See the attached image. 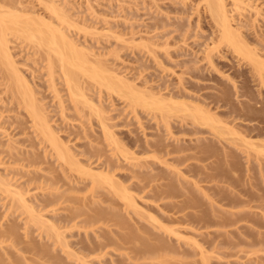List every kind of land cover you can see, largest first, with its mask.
Listing matches in <instances>:
<instances>
[{
    "label": "rangeland",
    "instance_id": "374dc122",
    "mask_svg": "<svg viewBox=\"0 0 264 264\" xmlns=\"http://www.w3.org/2000/svg\"><path fill=\"white\" fill-rule=\"evenodd\" d=\"M245 1L250 3L249 6L250 5L251 6L250 7L246 6L245 7L246 9L244 8L246 11L243 9V11H245V12L242 11L241 12L242 14L240 13L241 10L238 11V10H236V8H234L235 0H226L225 1V3L227 4L226 7L229 10L228 13H229V17L231 18V22H232L234 28L235 29L237 28L236 30L239 31L237 38L243 39V40L239 39V41H242V42L245 41V43H242L241 46L237 43L239 45L238 48H242V46H243L244 49L242 48V50H244V52L246 51L245 49H247V48L251 49L252 48L254 52L257 51L258 55H260L262 57V60H263V58H264V0H244V3H245ZM248 3H246V5ZM0 6H1L0 9L2 8V11H5V12L6 11L9 12L12 10H16V12H19L20 11L19 8L22 7L21 11L23 8L24 9L27 8L25 10L26 13H28L27 15L22 16L23 18L21 16H20L21 18L18 16L21 20V21L18 20L20 23V24H18L20 26V28H19V26L15 27L14 23L12 24V23L6 22L7 24L8 23L12 24V25H9V26H11L10 30H9V27H8V31L6 30V36L9 40L8 44H9L10 52H11V55H12L14 61H15V63H14L15 67H13V69L10 67V69H12L14 71V68H16L15 70H17V72L20 73V76L23 75L24 78H26V80H29L30 85L32 86L31 88H33L32 90H34L33 92H35V93H33V95L35 94L34 98L37 99V101L36 100L35 101L40 102V105L42 104L46 108V110H44V111H45V113L47 111L46 115H48L47 118H49V120H50L51 128L56 131L57 137L59 138L60 141L62 140L64 143L66 142L67 143L66 145L69 144L68 146H70V149H71L70 152L71 153L73 152L71 154V156L74 154V158H72L71 156H70V158H72L74 161L79 162L80 166H84V167H86V169H88L87 167L90 166L91 170H89V173H91L92 169H93V171H95L93 173H96V171L105 172L107 169L106 168L103 169V167H105V166L102 165L104 163V161L109 160L107 162H112L114 165H115L114 162H116L118 164V167L114 166V167H116V169L113 168V169H111L112 171H110V172L114 173L113 174L114 177L112 176L114 178V181L117 180V181L123 182V184H124V182L127 184H130L131 186H129V187H130L131 192L136 195L135 198L138 200V201L137 200L136 201L139 203V206L140 205H142V207L144 206L145 209H142V210L146 213V214L143 213L145 216L142 217V215H141L142 213L139 212V209L142 207L137 209L138 212L137 211L134 212L132 210L133 208L125 209L124 208L125 207L124 199L120 198L118 195L111 194V198L113 197L114 203L110 202V201H107V202L104 201L103 202V200L101 199L102 196L96 197V199H99L100 202H93V201H91V199H87L86 201H89V203L87 202V205H85L84 208L82 207L83 212H81L82 215L80 214L81 218H79V219H82V216L84 218H86V216L88 217V215L90 216V214L94 215V214H92V213H94V211H96L94 209L97 208V210H98V207H100V209H101L103 206H105L107 208V207H109L108 205L110 203H113V206H114L113 212H115L119 216L121 215V217L123 216V218H122L123 221L125 218H126V220L129 219V221H131L129 223V226L131 224H133L136 227L138 224L137 227H140L139 224L144 223L145 225L144 224L143 225L148 227V228L144 227V229H142L141 228L142 226H141L140 227L141 230L137 229L139 231L138 235H142L141 237L150 236V234H152V233L147 234L149 232H147L146 230H148V229L152 230V227L154 229L155 228L154 225L155 224L157 225V223L159 222L158 221L159 219H161L160 221H163V223L165 225H168V226L169 225L172 226V224H173V226L177 227V225H178V227H180V229L182 230L181 232H183L185 229L186 230L190 229L192 226L191 227H190V225L187 226L188 223L190 224L189 221H187L186 224L185 223L179 224L178 222H176L178 224L175 225L176 223L174 221H172L173 223L171 224L169 220H166V219L164 220L163 217H160V214L163 213L161 211L162 213L159 214V212H160L159 203L160 202L154 201L155 198L152 200V198H153L152 196H151L152 198L151 197L147 198L150 195H145V194L153 193V192L149 191L150 187H152L151 186L152 183H153V185L156 183L159 184V174L163 173L162 171H164V170L166 172L165 173L166 176H167V172H168V175H169V173H170V175L173 173L172 174V175H174L173 177H176L178 175V173L180 174V173L184 172L183 175L180 174L181 176L178 175L177 177L183 178L182 180L180 179L181 182L183 180L184 181L188 180V182L187 181L184 182V183L187 182V184L188 183L190 184L189 179L192 180L191 184H190L191 186H188L189 184L187 185V184L183 183L184 186H186V189H187V187H189V188L191 187L190 189H192L194 186L195 187L198 186L197 188L200 189L199 185H201V188H202V186H203V188H205L204 186H208V185L210 186L211 183H212L211 186H213L214 183H216V184L218 183L219 186L225 184L226 186L233 187V188H229V189H234V191L239 192V193H237L238 195L241 193L240 195H244L243 197L247 198V199L251 195L249 193H246V192H245L246 193V195H245L244 192L242 193L239 190H241L243 188H245V189L250 188L251 190H249V189L248 190L251 192V194H254V192H255V194L256 193H258V194L264 193V191H263V189H264V176H262V174H261L262 171H260V170H262V168L264 169V167H263V165H264V154L263 153L264 152L260 153L257 151L259 149V147H261V146L264 147V80L262 79L264 77L263 76L264 75V68L262 70L260 69L261 72L254 69V65L256 64L255 61L253 64V62H252L253 60L248 59V57L246 55H244L245 53L244 52L242 53V50L235 49L226 40L223 41L221 39L220 27L217 25L216 18L213 15L211 9L209 8L207 0H0ZM247 7H248V9H247ZM10 8L11 9L13 8V9L11 10ZM57 10L60 11L59 16L63 15L64 17L63 16H62V18L59 17L58 16L59 11H57ZM25 11L23 10L22 12L24 14H26ZM27 11L32 12V14L31 13L30 14L35 15V17L33 18V16L29 15V12H27ZM2 13H4V12H2ZM9 13H11V12H9ZM23 13H21V14H23ZM25 16H31L34 20H35L36 16H38L40 18L44 16L43 18L46 17V19H44V20H47V19H48V21L51 20V22H55V23H53V25H56V26L58 25L59 28L61 27V29H63V30L65 29L66 33H68V35L70 34L71 38L73 39V42L75 40L76 45H78L79 49H81L80 52L82 51L81 53H85V54H82V56L85 55V56H83L85 58L87 55V57H86L87 61H88V59L91 60V62L88 61L87 64L85 63L87 66L84 65L85 68L86 67L88 68V69L86 68V71L87 70H91V71L96 70V71H99V73H101L102 71H106L105 73L102 72V75H103L102 77H106L108 75H109V77L110 76L113 77L112 74L110 75V72H115V73L118 72V75L120 73V75L124 76L123 77L124 79H122V80L123 81L125 80V83H127V84H123L124 87H125V85H128L130 83L129 85L132 86L136 91L135 92L133 90V93L135 92V93H137V94L139 93V95H141L143 92V94L146 95L145 98L143 97L144 99H146L147 95L151 94V93L149 94L148 91L154 92L153 94H151V96L147 97V99H148V100L146 99L147 102H145L146 100L143 99L145 103L142 102L143 103V104L141 103L142 105L141 104L134 105L137 108L132 107L129 104V103H131L130 102L131 100L129 98H126L125 97L126 95H123L125 92L119 93L117 91H112V90L109 91V89L107 87H105L104 85H101V83H103V81L100 80L101 81L100 82L97 80L95 83L92 82L93 80L92 79L90 80V76L88 75L89 74L88 71H87V74H85L86 72L84 71V69L82 71L79 68L80 71H78L79 70L78 67L66 65V66H68V68L70 70L73 67L76 68V70L78 69L77 70L78 72L76 71L75 73L76 74L78 73V75L80 76L79 78H81V81H79V83L81 82V84H80L81 87H82V83L84 82L83 83L84 88L82 87L84 90H82V91H84L85 94L87 95V97L91 98V100L93 102H96L97 104L101 103L100 105L103 107V109L105 108L106 113H105V116H103V117H107V118H105L106 119L105 123H107L108 128H110L109 130L112 131V134L115 137H117V139H119L118 141H120V143H119L118 148H120V146L122 145L123 147H121V148L124 149V154H122V151H120L118 148H116V146H118V145L114 144V142L111 139L110 140L107 139L108 137L105 138L104 134H107V136H109L108 133H105L106 131L108 132V129L104 130V127L102 126L103 124H101L98 115L97 116H96V114L92 115L93 113L90 115L91 112L88 109L89 107H86V104L84 102H83V105L85 107L81 104V106L84 108H82L80 105L79 106L82 109H84L85 112L86 111L88 112V110H89L90 113H88V114L90 115V117H89V115L88 116L86 115L87 117H85L84 115L86 113L83 114L84 117L83 116L80 117V114L78 115L79 111L77 109H75V106L73 107V105H75L74 103L77 102L76 100L79 101V99L80 100H83V99H81V97H82L81 95H80L81 97L78 95L79 97H78V99H75V102H73L71 100V97H70L71 95H70V90H69L70 87H69V84L66 82L67 77H65V74H64L65 72L63 73V71L66 70L67 68H66V66H64L66 69L64 67H62V65H61L62 63L60 61H58L59 57L57 55H55L57 52L54 51L56 49L54 47L52 49L51 48L49 49L48 47L50 45L47 46V44H46V46H45V44L40 45L39 40H36L33 38L30 39L22 31L24 28L28 29L31 24H32L31 28H32V26L34 28L39 27V23H42L43 21H41L37 18L38 21H40V22L38 24L34 25L37 21L35 20V23L33 22L34 23L33 24V23H31L32 20L28 19V20H30L29 21L30 25H28V22H26V23L23 22V19H24V21H25V18L27 19V17H25ZM65 17H66V20L64 19ZM43 18H41V19H43ZM58 19H60V20H58ZM7 21H10V20L8 19ZM21 22H23L26 26L23 25V23L21 24ZM31 28H29V29H31ZM15 29H17L18 31ZM33 29H31V30H33ZM34 30L37 31V29H34ZM24 31H25V29H24ZM37 32H35V34ZM36 35H38V34H36ZM36 37H34V38H36ZM239 43H241V42H239ZM216 45H217V47H215L214 49H211L213 46H216ZM245 45H247V47ZM81 47H83V50L86 49L87 52L90 50L89 54L86 53V50L83 52ZM248 49H247V51H248ZM47 53H49V54L51 53L50 54L51 56ZM47 55L50 56L49 57L50 59L51 58L53 59V60L51 59L52 63L54 61L53 66H51V67H53L52 69L49 66L50 63L48 64L49 60L47 59L48 58ZM88 55H90V56H88ZM260 56H259V58H261ZM77 60H75V62H77ZM92 62L95 63L96 65L95 66L92 65L93 64ZM89 63L91 65H89ZM98 64H99V66H98ZM3 66H4L3 63L0 60V158H2V161H3V162L1 161L2 163H0V178L3 179V177H5L7 182H11L13 184L12 188L16 189L15 190L16 192H20L17 190H21L23 192V195H24L23 197L26 198L27 204L29 203L30 205H33V207L35 208V211L36 212L39 211V214L42 213V216H44V217H40V219L44 218L43 220L46 222H48V220H50L49 222H52V224H54V222L56 224H58V226H60L58 231L60 233H62V235H60L61 237H59V238H58V235L60 233L58 234L55 232H53V233L50 232V234L52 233V235H50V234H49L50 236L47 235V233H48L47 232L48 229H46L47 223L45 222L46 226H43V227H45L43 229L41 227L42 223L40 222V220L38 222V220L36 221V219L33 218V217H35L34 216L35 213H34V215H32V213H31V211L33 212V210H31V209H30V211L28 210L31 214V215H29L27 210H25L22 207H19V205L14 204L16 202L13 203L12 200L15 201L16 198L13 197L12 194H9L8 193L9 191L4 190V188L6 187L5 185H0V228L1 229H2V226H3V228H5V226L11 224L12 222H15L16 225L19 226L18 227L19 231L18 230L17 231H18V233L20 232L19 237H21V242L23 239H24V241H25V239L27 241L30 239L32 241L34 240L35 242H37V241L40 242V244L42 246H44V245L47 247L50 246L51 248L49 247L50 248L49 255H50V252L51 253L54 252L55 253V255H53L54 257L56 256V254L59 255L60 257L62 256L61 257L62 260L64 259L63 261H65V262H67L69 260L68 261L69 264L70 263L71 264L72 263L73 264H84L85 263V262L83 263L80 261V260L83 261L84 258L78 259L79 256H77L76 253H74L75 251H73V250H76L78 255L80 254V257H81V254H82V257L88 256V258L90 260L86 257L84 259V261H86L88 259L87 262L88 261L93 262V260H94L93 264H119V262L121 263V260H123L122 262L127 261L126 262L127 264H130V263L135 264V262L138 263L139 260H140L139 262L146 261V264H150L154 260L157 261V263L159 260L160 263H158V264H204V260L201 257L202 254L200 252L202 250H203V252H205L204 255H206L208 257V262H210V260H211L210 264H226V263L227 264H236V263L241 264V262L243 260L245 262H248L247 264H249V262H250V264H255L256 261H257V264H258V261H261V262L263 261V264H264V251H263L264 250V243L261 244L260 242H258V243H260L259 245L257 243H255V244H257L255 246V244L251 245V243H249V241H251L250 239H248L249 241L246 239V243L248 241L249 245L248 244L245 245L246 243L243 239H244V237L245 238H249V237H248V235H247V237L244 236L243 232H242V234L240 232L241 230L244 229L243 231L245 233H247L248 231H250L252 229V226H253L252 222L247 223L249 221H245V224L251 225L250 230L248 228L245 229L244 227L247 226V225H245L244 227L242 226V228L240 227V229L238 228V231L234 230L237 228L236 226H230V225H229L230 227L227 226V228H226V226L221 228L220 226L218 227L216 225H213L212 227H210V226L208 227L210 229L203 226L204 229H202L200 227L202 230L198 231L200 229L199 227L198 228L196 227V226H198V224L194 223L195 224L194 225L192 223L193 228L196 227L192 231L198 232V233L199 232L201 233V231H203V230L207 231V232L210 230L213 231L216 229V228H214L215 226L218 227L219 230L221 229L222 231L228 229L227 232L230 233V235H231L230 231H233V232L235 231L236 233L240 232L237 234L235 232H234L235 234L232 233V234H234L232 237L235 236L234 237V239H235L236 236H238L239 234H241V235H239L240 237L244 236V237H242V241H243L242 243L243 244L240 242V245H244L245 249L243 248V246H240L239 244L237 246L236 245L234 246L236 248H233V247L226 245V244H224V245L222 244L220 246V244H218V241H217V239L219 238L217 233L220 232L221 230L220 231L217 230L218 228L216 229L217 230L215 233L216 235H214L215 231L212 232L213 234L211 232H208L207 235H205L206 232H205V234L204 233L201 234V235L205 236V239L203 236H202L203 238H201V236L199 237L200 233L199 234L193 233L191 231V229L188 230L189 232L184 231L183 232L184 234L181 233L185 236L186 235L191 236L190 238H192L193 236H196L195 238L197 240H199V241L201 240L199 242L200 244H202V245H199L201 250H199V246L197 248V245L196 246H195V244L192 245L190 243L191 241H189V239H188V241H189V245H188L187 241L185 243V238L182 237L179 239L178 236L175 235L174 233L170 234L169 232L163 231V229L160 228V230L163 231L162 232L159 230V228H155L154 229L155 231L159 230L158 232L156 231V234L157 233H158V235L161 234L162 237L164 235V236H166V237H164L166 239L170 238V241L169 240H167V241L170 244L172 243L173 247H175V246L178 247V245H179L178 248L182 250V249H186V248L181 247V246H184L186 244V245H188L187 248L189 247L188 249L189 250L191 249L195 253H189V255H184L183 253H181L179 251H174L176 253H174V252L171 253V251H170V252H168V254L160 253V255L157 259H155V256H152V257H154V258H152V257H149L150 256L149 255V256H147L149 258L142 257V259H140V257H138L139 260H136V256L134 259V254H135L134 249L136 246L135 247L132 246L134 248L133 249L132 247L130 248V247H128V245H126V244H129V246H130V244L132 245L133 243H126V244L124 243V245L127 246V248H123L124 246L122 244L123 247H121V250L115 251L119 248L118 246H116V245H119L116 242H115L116 245H113L114 244L113 243L111 246L108 245L109 248L105 247L106 249L108 248L107 250L105 248L103 249L105 252L101 249H100L101 251L98 249V250H95V252L93 251V253H92V251H91V253L89 251H87L88 245H89L87 241L90 242L92 237L94 238L95 236L99 235V232H103L104 230L106 231L105 228H107L108 231L111 230V228L114 230L116 229L115 230L116 232H118V230H120V229H121L120 231H123L122 228L118 229L122 222L120 224H114L115 219L114 220L112 219L113 215H114V214L112 215L113 212L110 213L111 215L108 213L109 216H107V212H109V210H110L109 209L110 207H109L108 211H107V209H105V210L103 209L104 211L102 210L103 213L105 211H106V213L103 214L104 216L102 215L103 217L102 216L100 217L99 221H101V222L95 221V224L90 223V225H93V226H90L89 223H87L88 225H86V223L84 224V222H82L83 224L81 223V225L79 227H77L78 226V224H77V226H75V227L73 226L74 228H70L71 227L70 224L73 225V223L71 222L69 224V223L65 222L66 219L62 220V218H65L66 216L68 218L69 217L68 215L71 216V214H70L71 209L69 208L70 207L69 205H71V207L72 206L74 207L76 205L75 203H74L75 205L72 204L73 201L70 202L68 200L67 202L63 203L64 208H58V209L56 206H55V208L54 207L52 208V206H50L47 208L44 207V209H43L42 206L38 205V203L40 202V199L44 198V196H45L44 194L49 193L50 188H52V187L54 188V186L50 187L48 190H46L44 188V187H48V186H44V185L50 184V180H51L50 176H51V178L53 177L52 175H54V177L60 178V175H62L61 177H63L65 174H67V175H65V177H67V176L69 177V175H70V180L73 179L72 177H74V179H75L74 182L76 184L73 182V180H71V182L67 181V183H65L66 181L64 182L61 180L64 184L61 183V181L59 182L60 185L58 184L59 192L66 190V191H64L65 195H69L71 197H73L74 195H75L74 197H76V196L82 197V196H84V194L89 196L90 193L87 194L89 191L86 190L87 189L86 187H83L86 184L76 182V180H77L76 178L81 177V179L84 178V179H86V181L90 180L89 183L91 184L92 176L89 175L88 170H86L82 167L81 168L86 170L87 172L84 170L81 171L80 166H79L80 171L74 170V169H77L76 166L73 167L74 169L69 171V165H68L69 163L65 162L62 158L58 157L59 155H57V153H55L56 150L54 151V149L52 148L53 146L48 144V140L46 139L47 137L44 138V137H42L41 133L39 134L37 126L34 123L35 121L32 120L33 118H31V116H29V112H28L29 109L27 111L25 104L22 103L23 100L21 102L22 98H21L20 94L18 92L16 93V90L14 88L16 83L14 82V84H13V82H11L12 78L10 77V74L8 71H10V72H13V71L8 69V68H7L8 69L7 70ZM91 66H94V67H91ZM61 67L64 70H62ZM74 68H73V70H75ZM97 68H100V69H97ZM109 69H111V71H109ZM260 74H263L262 78H261ZM120 77H122V76H120ZM79 78H77V79L79 80ZM107 79H109V78H107ZM113 79L115 80L114 77H113ZM89 81H91L90 84H88ZM71 84L73 86L72 82H71ZM198 85H200V86H198ZM75 87H77V86H75ZM132 87H128V88H130V90H131ZM73 89H76V88H73ZM125 89H127V88H125ZM78 90H81V89H78ZM127 90H129V89H127ZM130 90H129V92H131ZM144 90L147 91V93L146 92L144 93ZM140 91H141V94H140ZM76 92H78L77 89H76ZM80 93H82V92L80 91ZM204 94H210L211 96L207 98V97H205ZM152 95L154 96V98L152 97ZM216 95L217 96L221 95L220 96L221 98L217 99ZM161 96H163L162 98L166 97V98H170V99H172V97H173V99H176V100L178 99V101L179 100L185 101L187 103H190L192 101L194 103H196V102L200 103L202 101V98L203 99L207 98V99H205L206 102H205V100H203L204 102L202 101L201 103L204 105L206 103L205 107H208L209 110H211V112H213V113L215 112L216 113L215 115L218 116V117L216 116V118H219V119H220V117L222 118L221 122L219 120H217V121H219L218 123L215 122L216 131L218 133L215 130H213L210 125H205V126L203 125L204 126V128H203L204 132H200L197 134L192 133L190 131L188 132L185 130H183V131H185V132H183L179 128L185 121L187 122L188 120H185L184 122L182 121L183 123L181 122V118L186 117L184 115L185 110H183V108H181L182 105H180V106L176 105L177 107H175V106L172 107L170 105L171 102L168 100L169 104H168V102H166V103L170 107L165 106L164 108H162L163 111H161L162 109L159 110L160 108H158V106H157V108H156V106L154 107V105H156L158 103L157 101L159 99H162V98H159ZM156 98H158V99H156ZM166 98H164V99H166ZM60 99H62L64 102V103L62 102L63 105H65L64 111H63ZM152 99L153 100L155 99L156 101L155 100L153 101ZM149 102H154V103L157 102V103L156 104H154V103L150 104ZM79 103H81V102L79 101ZM146 103H149V105H146ZM144 104H145V106H144ZM167 104H165V105H167ZM157 105H159V103ZM182 107H185V106H182ZM246 107H252L253 110L251 111V113L246 112V109H245ZM173 108L180 109V111H177V109H173ZM181 109H182V111H181ZM82 113H84V112H82ZM186 113H189V112H186ZM161 114H163V116ZM165 115L166 116L168 115L169 117H171L169 120L171 128H169V129L172 130L173 133H171V131L168 130V127L166 126L167 124L164 123L166 120H168V119H166L168 117H166ZM164 116H165V118H164ZM163 119L165 121H163ZM187 119L190 120L191 117H188ZM186 122H185V124H186ZM251 125L253 127V128H251L253 131H250V129H249V127H251ZM189 126L191 127V125H189ZM259 128H260V130H258ZM262 128H263V130H262ZM233 129H235V130H233ZM239 129H241V130H239ZM254 129H256V130H254ZM223 130L225 132L223 134L224 136L219 135L221 133V131H223ZM236 130H238V133L236 132ZM246 131H248V132H246ZM161 135L164 138L163 140L166 141L167 143H176L177 139L181 138L180 139L181 142L184 141V143L186 142L188 144L190 142L194 143L195 139L198 137L200 139H204V137H205V139H204L205 142L209 141L212 144H214V146H216L218 144L215 147V149L218 151H215V152H216V154L218 152L219 157L218 156H216V157L222 158V159H224V154L222 155V153L227 152L229 150L230 152L228 151V153H233L234 159L238 160V163H236L237 167L234 166V167H236V169H234L235 171L232 170V166L230 164H229V167L224 165L225 163L224 164L222 163V159L216 160V161H218L216 163L215 159H213L214 157H212V160H214V162L216 164L212 163L211 159L209 160V158L207 160L204 159L205 161L202 159L203 162L200 161V159L197 160L198 158L197 159L193 158L191 162H193V165L195 167L198 164L199 165V167L197 166L198 168L201 167L200 165L203 166L204 164L205 165L208 164L209 166L214 165V168H212V169H216L215 168L216 166H221V168L224 166L225 168H223V170L228 168L227 170H225L226 173H228V176H226L225 175L226 173H225L224 178H226V177L228 178L230 175L231 176L233 175V177L236 178L238 181H240V182L242 181L241 183H243L242 184L243 188H241L242 185L240 186L241 183L239 184V182H237V180H234V181H236V183H233V181H232L233 178H232V180H231V178H228V180H227V178L226 179L223 178L224 180H219L218 177L224 176L223 173L219 172L218 169H220V168L217 167L218 169H216L214 171L211 168H208V165L206 166L208 168V172L211 169V171L213 172L212 174H217V172L221 173V175H218V177H217L218 179L217 178L214 179V181H217V182L213 181L214 182L213 183L212 181L207 182L208 180H202V181L200 180L199 181L200 184L197 182V184H199V185H197V184H196L197 186L192 185L194 183L193 182L194 177H195L194 180H196V178L205 179L204 174H202L203 172L205 173V171H204L206 168V167H204L205 165L203 166L204 170L202 169L203 172L199 173L200 170L199 169L197 170V167L195 169V167H192V165L186 166L187 164H179V163L175 164L173 162V160L170 159L171 158L170 155H165L164 152H162V150L159 149V147H157L156 145L155 146L152 145V144H155V142L158 141L160 138H162ZM243 135H246L245 139L248 138V139H246L247 141H245L243 138H241ZM46 140H47V142H46ZM111 141H112V143H111ZM11 146L15 147L16 149H11L10 148ZM158 146H159V142H158ZM224 148L227 150L223 151ZM125 150L128 153V156H129V157L127 156L128 158L125 157V154H126ZM11 151L16 154L17 160L14 161V159L10 156ZM153 155L157 156L158 158H159V156H162V159L168 158V161H167V163H166V160H164L165 162L164 161L160 162L159 159L153 158ZM149 156H151V157H149ZM220 156H223V157H220ZM134 157L136 159L141 158V160H139L140 162L143 161V162H141L142 164L139 162L141 166L137 165L135 163V161H137V160H134L135 159ZM72 159H70V160H72ZM237 160H236V162H237ZM219 161H221V163L223 165H221V163ZM239 161H240V163H239ZM144 162L147 164H144ZM172 162L175 165H171V164H173ZM258 162H260V164ZM132 163L133 164L135 163L136 165L135 164L132 165ZM168 164H170L171 166ZM261 164H262V166H261ZM145 165H146V167L147 166H150V167L145 169L144 168ZM257 166H259V168L261 167L260 170L258 169ZM70 167H72V166L70 165ZM187 167H190L191 169L193 168L196 171H199L198 173L201 174L202 176L200 175L201 177H196V174L193 173L195 170H192L193 172L188 171V170H190V168L188 169ZM203 167H201V168H203ZM177 168L178 169L180 168L182 171H180V170L178 171ZM229 168H231V169H229ZM142 169H144L143 170L144 172L147 169L151 170L152 174L154 172L155 177H156V179L151 180L152 179L151 178L152 176H151L149 179L151 181L147 180V182L149 181V183H151V185L149 184V186H148L149 189H147L148 191H144L145 193H142L143 190L139 191L140 188L138 189L137 187L132 185L133 180H137V179L132 178V177L137 175V172L139 170H141V174H142ZM29 171H31L32 175L37 174L36 176H40V177L36 178L37 181L34 180L36 182L32 181V182H29V184H28L27 174H29V173H27V172H29ZM159 171H161V172L157 173ZM227 171H231L232 173L231 172L229 173ZM214 172H216V173H214ZM112 173H110V175ZM148 173H150V172H148ZM156 173L158 174V176H156ZM176 173H177V175H176ZM71 174L73 176H71ZM165 174H164V176H165ZM199 174H198V176H199ZM209 174L210 173H208V174L206 173V175H209ZM79 175H81V176H79ZM45 177L48 180H44ZM65 177H63V179H66ZM145 177H143V175H142L143 179ZM7 178L9 179V181L7 180ZM38 178H40V180ZM140 178H141V176H140ZM170 178H172V176ZM170 178H168L167 181L170 180ZM146 179H144L145 180L144 182H146ZM171 180L174 181L173 178ZM176 180H178V179H176ZM225 180H227V181H225ZM220 181H221V184H220ZM47 182H48V184H47ZM160 182H163V180H161V178H160ZM177 182H179V181H177ZM107 183H104V185L109 186ZM232 183L234 185L238 183L239 186H236V188H235L234 185L232 186ZM245 183H246L247 187L245 186ZM248 183H251V187L249 186L250 184H248ZM0 184H2V183H0ZM27 184L29 185V187ZM40 184H42L43 187H38ZM176 184H178V183H176ZM228 184H230L231 186ZM78 185L80 186V188H77ZM225 185L222 186L224 189L219 187V186L218 187L220 188V190L223 189V190L228 191L229 189L227 190ZM60 186H62V187H60ZM75 186H77V187L74 188ZM182 186L183 185H181V190H179L180 192L184 190V189L182 190ZM184 186H183V188H184ZM257 186H258L259 191L257 189ZM218 187H215V188H218ZM10 188H11V186H10ZM197 188H195V189H197ZM206 188H205V191H206ZM261 188H262V190H260ZM195 189H193L194 192H195ZM202 189L200 190V196L202 193L201 192ZM212 189H210V191ZM184 191L187 194H190V192L188 193L186 190H184ZM189 191H191V190H189ZM207 191H208V189H207ZM210 191H208V192H210ZM231 191H233V190H231ZM210 193L209 194L206 193V196H207V194L209 196ZM141 194L143 197H146V198H142ZM198 194H199V191H198ZM247 194H249V195H247ZM17 195H14V196H17ZM211 195L208 198L205 196V194H203V196H205L204 198L201 196L202 201L205 199L202 202L204 208L205 207L209 208V206H207V205H210V204H208V202L206 200H208L210 202L213 201V199H212L213 197L211 198ZM176 197L177 196H175L174 198H176ZM216 197L217 196H215V198ZM12 198H14V199H12ZM172 198H170V199L166 198L165 200L166 201L175 200ZM179 198L183 199L184 196L179 195ZM179 198L177 197L176 200H179ZM209 198H211V200H209ZM165 200H163V201H165ZM215 200H217V198ZM157 202H158V205H157ZM219 202L220 201H215V203H214V201H213L212 204L214 203V205H216V203H218L219 206L218 205L217 206L219 208L221 206V207H226L227 209L229 208V210L230 209L234 210L232 206L226 205V203H224V202H221L222 204ZM145 203L149 204V205H146ZM250 204L253 207H251V205H249V204L244 205L246 207H248L247 205H249L251 207V208L248 207L247 210H252L253 212L255 210L256 213H259V214L260 213L262 214V212L264 211L262 209L263 205L262 206L258 205L259 207L257 206L258 208H256L255 202H252ZM258 204H259V202H258ZM262 204H264V203H262ZM145 205H146V207H145ZM222 205H225V206H222ZM149 206H151V207H149ZM66 207H68V208H66ZM105 207H103V208H105ZM246 207H243V208L246 209ZM160 208L162 209V207H160ZM208 208H206V209H208ZM214 208L216 209V207H214ZM49 209H53V210H49ZM188 209L186 212L195 211V212L199 213L198 210H196V208L195 209L194 208H188ZM212 209H213V207H212ZM227 209H224V210H227ZM184 212L179 214V215L184 214ZM253 212H251V213H253ZM83 213H85L84 214L85 216L83 215ZM139 213H140V215H139ZM105 215L107 216V219L111 216V218H109V219H111V221H109V219H108V222H107ZM118 215H116V218H118V220H121L120 219L121 217H119ZM29 216H33V217H30V218H32V220L30 219V221L28 223L27 221L29 220ZM154 216H156V218H158L157 221H156V219L155 220L152 219ZM27 218H28V220H27ZM35 218H37V216ZM104 218H105L106 222H105ZM33 219H34V221H33ZM118 220H116V222H118ZM96 222H98V223H96ZM124 223H125V225H127L126 222H123V224ZM263 224H264V221L262 220V225ZM50 225L48 224V226H50ZM242 225H244V223ZM61 226H62V228H61ZM101 226H103V227L101 228ZM132 227H134V226H132ZM132 227H131V229L133 231ZM183 227H186V228H183ZM257 227L258 226H256V228ZM86 228L89 230H87ZM103 228H104V230H103ZM254 228H255V226H254ZM45 229L47 231H45ZM85 229H86V231H85ZM125 229H126V227H125ZM196 229H198V230H196ZM257 229L254 231V232H256L255 234L260 236L263 233L262 237L264 238V225L261 227H258ZM128 230H129V228L127 229V232H128ZM105 231L103 233H105ZM125 231L126 230H124V232ZM155 231H153V232H155ZM259 231H261L262 233H257ZM116 232H115V234H116ZM145 232H146V234H145ZM103 233H101V234H103ZM209 233L211 234V236L213 235L212 238H214L215 236L218 237L216 239V242H217L216 247H218V248L214 249V246H215L214 242L215 241H213L214 244L212 243L213 246L211 245L210 242H212V240H211L212 238L210 240H209V238L207 239V236L209 237V235H210ZM136 234H137V232H136ZM143 234H144V236H143ZM154 234L152 235V238L150 237V239L154 238L153 237ZM110 235L115 237V235L112 233ZM226 235H227V233H226ZM230 235H227V237H231ZM132 236H134V235L132 234ZM137 236H135V238ZM19 237L17 235L16 238H19ZM86 237L87 238L91 237V238L87 240ZM221 237L222 236H220V239H221ZM3 238H4V241L2 240ZM95 239H96V237H95ZM97 239L99 240L100 238H97ZM194 239H190V240H194ZM206 239L209 240L210 242L209 241L207 242ZM220 239H218L219 242L221 241ZM222 239H223V237H222ZM18 240H20V239H18ZM83 240H85V244L83 243ZM186 240H187V238H186ZM0 241H3V242H0V253L4 254L3 256L5 258L9 255L8 253H10L11 251L15 252V253L12 252L13 254L11 253V255H17V254L20 255L21 254V251H16L18 249L13 250V247L10 246L11 244H13L11 242V239L8 238L6 241L5 237H2L0 239ZM61 241L62 242L66 241L67 245H66V242L61 244ZM133 241H134V239H133ZM10 242H11V244H10ZM44 242L47 244H45ZM119 242L121 243L122 241H119ZM174 244H175V246H174ZM217 244L219 246H217ZM22 245H24L23 242L18 244L19 247L20 246L22 247ZM84 245L85 246L87 245L86 246L87 248H85ZM186 245H185V247H186ZM260 245H262V249H261ZM6 246L8 248L10 247L9 249H11V250H9V252H7L8 255L5 256L6 251L8 250ZM66 246L69 247V250L71 249V253L69 250H67ZM82 246L86 250L84 248H82ZM115 246H116V248H115ZM201 246H203V247H201ZM227 246H229V247H227ZM238 246L241 248H238ZM178 248H176V249H178ZM228 248H231V249H228ZM237 248L239 249V251ZM204 249L207 251H205ZM212 249H214V253H211L213 251ZM242 249H243V252L241 253L240 250H242ZM225 250H227V251H225ZM234 250L237 254L234 252ZM197 251H199V252H197ZM224 251L227 252L226 253L227 255L224 253V255L221 256ZM231 251H232V253H231ZM254 251H257V252L255 253ZM259 251H261V252H259ZM34 252L24 253V255L27 259L25 262L23 259V262H24L23 264H44L45 262L47 264L48 263L47 261H49V262L51 261L52 264H55V263H53V260H55V258L52 260L51 255H50V257H48L49 259L47 258V256H49V255H47L48 253L44 255V254H42L43 252H40L39 254L42 257L44 255V257L42 258L38 254L39 251H37V253H34ZM72 253H74L75 254L74 256H76V257H74ZM100 253H102V254L99 255ZM69 254H71V256ZM83 254L86 256H83ZM123 254L125 256H127V255L133 256L132 259L135 262L132 263L131 259H129L128 256L126 258H124L125 256ZM11 255H9V256H11ZM97 255L99 256V258ZM146 255H148V254H146ZM0 256L2 257L1 254H0ZM30 256L33 257L34 259H36L37 261L33 260L34 261L33 262L32 259L30 260ZM56 257H57V259L59 258L61 260L60 257H58V256H56ZM50 258H51V260H50ZM65 258H67V259H65ZM151 258L154 260H152ZM7 259L9 261L10 258L7 257ZM59 259H58V261L60 262ZM75 259H77V260H75ZM253 260H255V261L253 262ZM244 261L242 264H245ZM143 263H145V262H141L140 264H143Z\"/></svg>",
    "mask_w": 264,
    "mask_h": 264
},
{
    "label": "bare ground",
    "instance_id": "6f19581e",
    "mask_svg": "<svg viewBox=\"0 0 264 264\" xmlns=\"http://www.w3.org/2000/svg\"><path fill=\"white\" fill-rule=\"evenodd\" d=\"M208 1V5H209V8L211 9V11H212V13H213V15L215 16V18H216V22H217V25L220 27V30H221V39L223 40V41H227L231 46H233L235 49H237V50H242V48H243V46H242V48H238L239 47V45L241 46L242 45V43H245V41H239V39H241V38H237L238 37V34H239V31L238 30H236L235 28H234V26H233V24H232V22H231V18L229 17V10L227 9V7H226V3H225V1L226 0H207ZM246 3H248L247 1H245V3H244V0H235V6H234V8H236V10H238V11H240V13L243 11V9L246 7V6H248V7H250L249 6V4L250 3H248L247 5H246ZM54 4V3H53ZM52 4V5H53ZM3 6V5H2ZM54 6V5H53ZM1 7V6H0ZM21 7V6H20ZM248 7H247V9H248ZM22 8V7H21ZM21 8H19V10L21 11ZM55 8V7H54ZM58 8V7H57ZM11 9V8H10ZM9 9V10H10ZM13 9V8H12ZM11 9V10H12ZM18 9V8H17ZM27 9V8H26ZM26 9H22V11L24 10H26ZM246 9V8H245ZM244 9V10H245ZM4 10V9H3ZM8 10V11H9ZM61 10V9H60ZM18 11V10H17ZM19 11V12H20ZM16 12V10H12V11H9V12H11V13H9V12H5V11H2V8L0 9V60H1V62L3 63V67H5L6 69L8 68V69H10V67L13 69V67H15V65H14V63H15V61H14V59H13V57H12V55H11V52H10V48H9V40H8V38H7V36H6V30L8 31V27H9V30H10V28H11V26H9V25H12L13 23H14V25H15V27L16 26H19L18 24H20L19 23V21L18 20H20V18L22 17V16H24V15H27L28 13H26V11H25V13L26 14H24L23 12ZM56 11V10H55ZM57 11H59V10H57ZM246 11V10H245ZM245 11H243V12H245ZM2 12H4V13H2ZM15 12V13H14ZM27 12H29V11H27ZM21 13H23V14H21ZM32 14V12H29V15H31ZM60 13V11L58 12V16L60 15L59 14ZM242 14V13H241ZM20 18H19V17ZM31 16H33V18L35 17V15H31ZM31 16H25V17H27V19L25 18V21H24V19H23V22H28V25H30V23H29V21L30 20H32V22L31 23H35V20L37 21L34 25H36V24H38L40 21H38V19L39 20H41V21H43L42 23H39V27H33L32 26V28H31V25H30V27L29 28H31V29H37V31H35L34 29L33 30H31V29H26V28H24L25 29V31H24V29L22 30L23 32H24V34L27 36V37H29L30 39H36V40H39V43H40V45L41 44H45V46H46V44H47V46L48 45H50L48 48L50 49H52L53 47L56 49V50H54V51H56L57 53L55 54V55H57L59 58V60L58 61H60L62 64V67H64V66H66V65H71V66H76V67H78V69L80 68L82 71H83V69H84V71L86 72L85 74H87V71L89 72V76H90V80L92 79L93 81L92 82H96L97 80L98 81H103V83H101V85H104L105 87H107L108 89H109V91H117V92H119V93H121V92H125L123 95H126L125 97L126 98H129L131 101V103H129L132 107H136V106H134V105H138V104H141L142 102H144V100H146L147 99V97L148 96H151V94H153L154 92H150V91H148V93L150 94V95H147V97H146V99H144L145 98V94H143V92H142V94H141V91H140V94L141 95H139V93L137 94V93H135L136 91H135V89L132 87V86H130L129 84V86L128 85H125V87H124V85L123 84H127V83H125V80L123 81L122 79H124L123 77V75H120V73H119V75H118V72H110V75L112 74V76L115 78V80L113 79V77H109V75L108 76H106L107 78H109V79H107L106 77H102L103 75H102V72H106V71H102L101 73H99V71H96V70H93V71H91V70H87L86 71V68L84 67V65H86L87 64V62L88 61H90L91 62V60L90 59H88V61H87V59H86V57H87V55H86V57L84 58L83 56H85V55H83L82 56V54H85V53H81L80 52V50L81 49H79V46L78 45H76V43H75V40H74V42H73V39L71 38V36H70V34L68 35V33H66V30L64 31L63 29H61V27L59 28V26L57 27L56 25H53V23H55V22H51V20L50 21H48V19L47 20H44V19H46V17L45 18H43V17H41V18H43V19H41L40 17H38V16H36V18H35V20L31 17ZM63 16V15H62ZM62 16H59V17H61L62 18ZM57 17V16H56ZM64 17V16H63ZM19 18V19H18ZM23 18V17H22ZM38 18V19H37ZM60 18V19H61ZM9 19L10 21H7V20ZM28 19H30V20H28ZM60 19H58V20H60ZM65 20H66V17L64 18ZM63 19V20H64ZM27 20V21H26ZM56 20V19H55ZM21 21V20H20ZM6 22H9V23H12V24H7ZM23 22H21V24L23 23ZM6 24V25H5ZM23 25H25L24 23H23ZM27 25V26H28ZM26 26V25H25ZM38 26V25H37ZM14 27V26H13ZM7 28V29H6ZM18 28V27H17ZM19 28H20V26H19ZM63 28V27H62ZM15 30H17V29H15ZM14 30V31H15ZM13 31V30H12ZM18 31V30H17ZM20 31V30H19ZM35 32H37L36 34H38V35H36L35 34ZM241 33V32H240ZM8 34V33H7ZM241 35V34H240ZM239 35V36H240ZM37 36V37H36ZM34 37H36V38H34ZM38 38V39H37ZM71 38V39H70ZM238 41H237V40ZM241 40H243V39H241ZM239 42H241V43H239ZM239 45H238V44ZM78 46V47H77ZM246 47H247V45H245ZM215 47H217V45L216 46H213L211 49H214ZM82 48V50H83V47H81ZM250 48V47H249ZM244 49V48H243ZM248 49V48H247ZM247 49H245L246 51H247ZM252 49V48H251ZM251 49H248V51L246 52H244V50H242V53L244 52L245 54L244 55H246L247 57H248V59H250V60H253L252 62H253V64H254V61H255V65H254V69H256V70H258L259 72H261V70L264 68V58H263V60H262V57L260 56V55H258V53H257V51H253V49L251 50ZM86 50V49H85ZM85 50H83V52L85 51ZM51 51V50H50ZM89 52H90V50L87 52V50H86V53H88L89 54ZM247 53V54H246ZM47 54H49V53H47ZM51 54V53H50ZM49 54V55H50ZM91 54V53H90ZM48 56V55H47ZM51 56V55H50ZM50 56H48V64H49V66L51 67V66H53V63H54V61H53V63H52V60L49 58ZM56 56V57H57ZM88 56H90V55H88ZM245 56V57H246ZM259 56L261 57V58H259ZM91 58V57H90ZM77 60V62H75V60ZM93 60V59H92ZM84 63H83V62ZM59 62V63H60ZM86 63V64H85ZM93 63V62H92ZM89 65H91L90 63H89ZM92 65H96L95 63H93ZM87 66V65H86ZM94 66H91V67H94ZM98 66H99V64H98ZM101 66V65H100ZM61 67V68H62ZM53 67H51V69H52ZM65 68V67H64ZM67 68V69H66ZM66 70H64L63 68H62V70H64L63 71V73L65 74V77H67L66 78V82L69 84V90H70V97H71V100L73 101V102H75V99H78V97L80 96L81 97V99H83V100H80L79 99V101L81 102V103H79V101L78 100H76L77 102L76 103H74L75 105H73V107L75 106V109H77L79 112H78V115L80 114V117H82L83 116V114H85L84 116L85 117H87L89 114L88 113H90V115L92 114V115H95L96 114V116L98 115L99 116V119H100V122H101V124H103L102 126L104 127V130H107L108 129V132L106 131L105 133H108V135L109 136H107V134H104L105 135V138H107V139H111L113 142H114V144H116V145H118V146H116V148H118L119 147V143H120V141H118L119 139H117V137H115L113 134H112V131L111 130H109L110 128H108V125H107V123H105V121H106V119L105 118H107V117H103V116H105V108L103 109V107L100 105V104H97L96 102H93L92 100H91V98H89V97H87V95L85 94V92L84 91H82V90H84L83 88V83H82V87L80 86V84H81V82L79 83V81H81V78H79L80 76L78 75V73L76 74L75 72L78 70H76V68H74L75 70H73V68H71V70L68 68V66H66ZM96 68V67H95ZM104 68V67H103ZM7 69V70H8ZM12 69H10V70H12ZM16 68H14V71L13 72H10V71H8L9 72V74H10V77L12 78V81L11 82H13V84H14V82L16 83L15 84V90H16V93L18 92L19 94H20V96H21V102H22V100H23V102L22 103H24L25 104V107L27 108V111H28V109H29V116H31V118H33L32 120H34L35 122V125L37 126V129H38V131H39V134L41 133L42 134V137H44V138H46L47 140H48V144H50L51 146H53L52 148L54 149V151H55V153H57V155H59L58 157L59 158H62L65 162H67V163H69L68 165H69V171L70 170H72V169H74L73 167H77V169H74V170H79L80 171V168L82 167V168H84V169H86V167H84V166H80V163L79 162H77V161H74L72 158H74V154L71 156V154L73 153H71L70 151H71V149H70V146H68V145H66L67 143L65 142H63L62 140V142L59 140V138L57 137V133H56V131L54 130V129H52L51 128V124H50V120H49V118H47L48 117V115H46V113H47V111H46V113H45V111L44 110H46V108L41 104L40 105V102H36L37 101V99L36 98H34L35 97V94L33 95V93H35V92H33L34 90H32L33 88H31L32 86L30 85V82H29V80H26V78H24V76L22 75V76H20V73L19 72H17V70H15ZM69 69V70H68ZM80 69L78 70V71H80ZM88 69V68H87ZM94 69V68H93ZM97 69H100V68H97ZM106 69V68H105ZM104 69V70H105ZM261 69V70H260ZM108 70V69H107ZM16 71V72H15ZM77 71V72H78ZM109 71H111V69H109ZM108 71V72H109ZM115 71V70H114ZM19 73V74H18ZM83 73V72H82ZM114 74V75H113ZM261 75V78H262V75L263 74H260ZM105 76V75H104ZM120 76H122V77H120ZM264 76V75H263ZM77 78H79V80L77 79ZM126 78V77H125ZM103 79V80H102ZM263 80H264V77L262 78ZM11 80V79H10ZM78 80V81H77ZM114 80V81H113ZM262 80V81H263ZM100 81V82H101ZM119 81V82H118ZM128 81V80H127ZM126 81V82H127ZM71 82L73 83V86H72V84H71ZM90 82L91 81H89V83L88 84H90ZM86 83V82H85ZM99 83V82H98ZM71 85V86H70ZM75 86H77V87H75ZM198 86H200V85H198ZM87 87V86H86ZM85 87V88H86ZM128 87H132L131 88V90H130V88H128ZM73 88H76L77 89V91L78 92H76V89H73ZM124 88V89H123ZM125 88H127V89H129L131 92H129V90H127V89H125ZM78 89H81V90H78ZM127 90V91H126ZM133 90L135 91L134 93H133ZM80 91L82 92V93H80ZM143 91V90H142ZM101 92V91H100ZM127 92V93H126ZM139 92V91H138ZM147 93V91H145L144 90V93ZM130 93V94H129ZM85 94V95H84ZM79 95V96H78ZM205 95V97H210L211 95L210 94H204ZM217 96V95H216ZM219 96V95H218ZM217 96V99L218 98H221L220 96L218 97ZM223 96V95H222ZM84 97V98H83ZM142 97V98H141ZM144 97V98H143ZM152 97L154 98V96L152 95ZM163 96H161V97H159V98H162ZM150 98V97H149ZM164 98H166V97H164ZM164 98H162V99H159L157 102L159 103V105H157L156 103H154V102H149L150 104L151 103H154V104H156V105H154V107L156 106V108H157V106H158V108H160L159 110H161L162 108H164L165 106H167V107H170L168 104H169V102H168V100L171 102L170 103V105L172 106V107H177V106H180V105H182V106H185V107H182L181 106V108H183V110H185V112H184V115L188 118V117H191V119L189 120V119H187L186 117H183V118H181V122L183 121H185V120H188L187 122H186V124H185V122L180 126V130H185V131H190V132H192V133H195V134H197V133H200V132H204V126L205 125H210L211 126V128L213 129V130H215L216 131V125H215V122H221V120H222V118L220 117V119L219 118H216V116L217 115H215L216 113L214 112H211V110H209V108L208 107H205V105H206V103H205V105L204 104H202L201 102L203 101V100H205V99H207V98H205V99H203L202 98V101L200 102V103H194L193 101L192 102H190V103H187V102H185V101H178V99L176 100V99H173V97H172V99H170V98H166V99H164ZM223 98V97H222ZM144 99V100H143ZM156 99H158V98H156ZM216 99V100H217ZM36 100V101H35ZM61 101V105H62V108H63V111H64V107H65V105H63V100L62 99H60ZM148 100V99H147ZM147 100L145 101V102H147ZM153 100V99H152ZM155 100V99H154ZM153 100V101H154ZM215 100V101H216ZM156 101V100H155ZM261 101V100H260ZM63 102V103H62ZM83 102L86 104V107H89L88 109L90 110V112H89V110H88V112L86 111L85 112V110L84 109H82V108H84L85 106L83 105ZM144 102V103H145ZM166 102H168V104L166 103ZM199 102V101H198ZM204 102V101H203ZM205 102H206V100H205ZM149 103H146V105H149ZM194 103V104H193ZM81 104L84 106V107H82L81 106ZM143 104V103H142ZM141 104V105H142ZM165 104H167V105H165ZM82 107H80V106ZM88 105V106H87ZM153 105V104H152ZM177 105V106H176ZM144 106H145V104H144ZM252 106V105H251ZM171 107V108H172ZM137 108V107H136ZM173 109H177V108H173ZM246 109V112H250L251 113V111L253 110L252 109V107H246L245 108ZM76 110V111H77ZM136 110V109H135ZM134 110V111H135ZM255 110V109H254ZM137 111V110H136ZM161 111H163V109L161 110ZM177 111H180V109H177ZM181 111H182V109H181ZM233 111V110H232ZM82 112H84V113H82ZM186 112H189V113H186ZM82 114V115H81ZM87 115V116H86ZM90 115H89V117H90ZM162 116H163V114H161ZM83 116V117H84ZM166 116V115H165ZM165 116H164V118H165ZM88 117V118H89ZM101 117V118H100ZM166 117H168V118H166V119H168V120H164L163 119V121H165L164 123L165 124H167L166 126L168 127V130H170L169 128H171V126H170V118L171 117H169L168 115L166 116ZM218 117V116H217ZM185 118V119H184ZM217 120H219V121H217ZM189 125H191V127L189 126ZM204 125V126H203ZM248 127V126H247ZM106 128V129H105ZM251 128H253L252 127V125H251V127H249V129H250V131H253ZM256 128V127H255ZM233 130H235V129H233ZM239 130H241V129H239ZM254 130H256V129H254ZM258 130H260V128L258 129ZM262 130H263V128H262ZM171 131V133H173V131L172 130H170ZM185 131H183V132H185ZM217 132V131H216ZM236 132L238 133V130H236ZM241 132V131H240ZM239 132V133H240ZM246 132H248V131H246ZM218 133V132H217ZM225 132H224V130L223 131H221V133L219 134V135H223ZM248 134V133H247ZM188 135V134H187ZM218 135V134H217ZM224 136V135H223ZM161 137H162V135H161ZM245 137H246V135H243L241 138H243L245 141H247L246 139H248V138H246L245 139ZM43 138V139H44ZM178 138V137H177ZM219 138V137H218ZM164 138L162 137V138H160L158 141H156L155 142V144H152V145H156L157 147H159V149L160 150H162V152H164V154L165 155H170V159H172L173 160V162L175 163V164H177V163H179V164H187L186 166H189V165H192V167H195L194 165H193V162H191L192 161V159L194 158V159H197V160H199L200 159V161H202L203 162V160L204 159H208L209 158V160L211 159V161H212V163H217L218 161H216V160H221L222 158H218L219 156H218V152H217V154H216V152L215 151H218V150H216L215 149V147L218 145H216V146H214V144H212L211 142H205V137H204V139H200L199 137L198 138H196L195 139V142L193 143H184V141L183 142H181V138L179 139H177V142L176 143H167L166 141H164L163 140ZM176 139V138H175ZM184 139V138H183ZM221 139V138H220ZM45 140V139H44ZM47 140H46V142H47ZM162 140V141H161ZM204 140V141H203ZM207 140V139H206ZM232 140V139H231ZM112 141H111V143H112ZM221 141V140H220ZM158 142H159V146H158ZM64 143V144H63ZM237 143V142H236ZM260 145V144H259ZM258 145V146H259ZM262 145V144H261ZM121 147H123L122 145L120 146V148H118L120 151H122V154H124V149L123 148H121ZM11 149H16L15 147H13V146H11L10 147ZM223 148V147H222ZM70 149V150H69ZM219 149V148H218ZM225 150H227V149H225L224 148V150L223 151H225ZM229 151V150H228ZM228 151L227 152H224V153H222V155L224 154V159H222V163L224 164V165H226L227 167H229V164L232 166V170H234V169H236V163H238V160L237 159H234V156H233V153H228ZM258 152H264V147H259V149L257 150ZM125 152H126V154H125V157H127L128 156V153H127V151L125 150ZM220 152V151H219ZM230 152V151H229ZM257 152V153H258ZM235 154V153H234ZM259 154V153H258ZM264 154V153H263ZM220 155V154H219ZM13 159H14V161L15 160H17V156H16V154L14 153V152H12L11 151V155H10ZM33 156V155H32ZM35 156V155H34ZM70 156L72 157V158H70ZM216 156H218V157H216ZM129 157V156H128ZM127 157V158H128ZM148 157V156H147ZM149 157H151V156H149ZM212 157H214L213 159H215V162H214V160H212ZM216 157V158H215ZM220 157H223V156H220ZM135 158V157H134ZM133 158V159H134ZM153 158H157V159H159V161L160 162H162V161H164V160H166V163H167V161H168V158H163L162 159V156H159V158L157 157V156H155V155H153ZM218 158V159H217ZM70 159H72V160H70ZM203 159V160H202ZM241 159V158H240ZM134 160H137V161H135V163L137 164V165H140V163L141 162H143V161H139V160H141V158L140 159H134ZM236 160H237V162H236ZM2 161V158H0V163H2L1 162ZM107 161H109V160H107ZM107 161H104V163L102 164V165H104L105 167H103V169L104 168H106L107 170V172L105 171V172H103V171H96V173H93V172H95V171H93V169H92V171H91V173H89V170H91V167L89 166V167H87L88 169H86V170H88V173H89V175L90 176H92V178H91V180H92V182H91V184L89 183L90 182V180L87 182L86 181V179H81V177L80 178H76L77 180H76V182H79V183H83V184H86V185H84L83 187H86L87 189V191H89L87 194H89L90 193V195L89 196H87V195H85L84 194V196H80V197H78V196H76V197H74L73 195V197H71V196H69V195H65V192L64 191H66V190H63L62 192L60 191L59 192V187H58V184H59V182L62 180V181H66L65 183H67V181H69V182H71V180H73V182L75 181V179H74V177H72L73 179H71L70 180V175H69V177L67 176V177H65V175H67V174H65L63 177H65L66 179H63V177H61L62 175H60V178L59 177H54V175H52L53 177L51 178V176H50V184H48V182H47V184L48 185H44V186H48V187H44L46 190H48L50 187H52V186H54V188L52 187V188H50V190H49V193H45L44 195V198L42 199H40V204L38 203V205L39 206H42L43 207V209H44V207H50V206H52V208L54 207L55 208V206L57 207V209L58 208H64V204L63 203H65V202H67L68 200L71 202V201H73V205H75L74 207L72 206L71 207V205H69L70 207V209H71V216L70 215H68L69 217L67 218V216L65 217V218H62V220L63 219H66L65 220V222H67V223H73V225H71L70 224V228H74L75 226H77V224H78V226L77 227H79L80 225H81V223L82 222H84V224L86 223V225H88L87 223H89V225H90V223L92 224H95V221H98V222H101V221H99L100 220V217L104 214V213H106V211L103 213V211L105 210V209H107V211H108V208L111 210H109V212H107V216H109L108 215V213L110 214V213H112L113 212V210H114V206H113V203H114V200H113V197L111 198V194H115V195H118L120 198H122V199H124V201H125V209H128V208H133L132 210L135 212V211H137V209L138 208H140V207H142V205H140L139 206V203L137 202L138 200L135 198L136 197V195L135 194H133L132 192H131V190H130V187L129 186H131L130 184H127V183H125L124 182V184H123V182H120V181H117V180H115L114 181V176H113V174L114 173H112V172H110V171H112L111 169H116V167H118V164L116 163V162H114L115 163V165L112 163V162H107ZM190 161V162H189ZM205 161V160H204ZM140 162V163H139ZM165 162V161H164ZM172 162V163H173ZM220 163H221V161H219ZM78 163V164H77ZM134 163V164H135ZM171 164V165H175V164ZM195 163V162H194ZM211 163V162H210ZM209 163V164H210ZM215 163V164H216ZM219 163V164H220ZM221 163V165H223ZM239 163H240V161H239ZM259 164H260V162H258ZM133 163H132V165H134ZM135 164V165H136ZM142 164V163H141ZM144 164H147V163H145L144 162ZM143 164V165H144ZM228 164V165H227ZM70 165L72 166V167H70ZM168 165H170V164H168ZM170 165V166H171ZM205 165V164H204ZM203 165V166H204ZM208 164H206L204 167H206ZM212 165V164H211ZM79 166H80V168H79ZM114 166H116V167H114ZM141 166V165H140ZM197 166L199 167V165L197 164ZM196 166V167H197ZM201 167H203L202 165H200ZM234 166H236V167H234ZM260 166V165H259ZM259 166H257L258 167V169L260 170V168H259ZM261 166H262V164H261ZM143 167V166H142ZM150 166H147L146 167V165L144 166V168L146 169V168H149ZM191 167V166H190ZM190 167H187L188 169L190 168ZM196 167H195V169H196ZM197 167V170L199 169L200 170V172L199 171H196L195 169H191L190 168V170H188L187 168V170L188 171H192V170H195L193 173H195L196 174V177H201L202 175L201 174H199V173H201V172H203V170H204V167L203 168H198ZM217 167H219L220 169H218ZM234 167V168H233ZM263 167H264V165H263ZM81 168V171H83L84 169H82ZM208 168H214V165L213 166H209L208 165ZM208 168L206 167L205 168V173L203 172L202 174H204V177H205V179H202V178H196V180H194V178H193V184L192 185H196L197 184V182L199 183V181L201 180H208L207 182H213L214 181V179H216L217 177H218V175H221V173H223V175L226 173V171L225 170H227L228 168H226L225 170H223V168H225L224 166L221 168V166H216L215 168L216 169H218L219 170V172H221V173H219V172H217V174H212L213 172L211 171V169L209 170V172H208ZM239 168V167H238ZM237 168V169H238ZM249 168V167H248ZM203 169V170H202ZM207 169V170H206ZM216 169H212V170H216ZM229 169H231V168H229ZM86 170H84V171H86ZM144 169H142V174H141V170H137L136 172H137V175H135L134 177H132V178H135V179H137V180H133V186H135V187H137L138 189L140 188V190L139 191H141V190H143V192L142 193H145L144 191H148L147 189H149V184L151 185V183H149V181H151V180H154V179H156V177H155V173L153 172V174H152V171L151 170H149V169H147L145 172L143 171ZM149 170V171H148ZM177 170L179 171H182L180 168L178 169L177 168ZM231 170V171H232ZM112 173L111 175H110V173ZM231 171H227V172H231ZM235 171V170H234ZM260 171H262L261 172V174H262V176H264V169L262 168V170H260ZM87 172V171H86ZM140 172V173H139ZM148 172H150V173H148ZM161 171H159V172H157V173H160ZM164 174L166 173L165 172V170L164 171H162ZM199 172V173H198ZM216 172H214V173H216ZM259 172V171H258ZM27 173H29V174H27V176H28V179H27V182H28V184H29V182H32V181H34V180H36L37 181V177H40V176H36L35 174V176L34 175H32L31 174V171H29V172H27ZM109 173V174H108ZM149 175H148V174ZM156 173V176H158V174ZM163 173H160L159 174V184H154L153 185V183H152V187H150V192H153V193H149V194H145V195H150L149 197H147V198H150L151 196L153 197H151L152 198V200L154 199V201H159L160 203H159V209H160V212H159V214L160 213H162V214H160V217H163L164 218V220L166 219V220H169L170 221V223L172 224L173 222L172 221H174L175 223L176 222H178L179 224H181V223H185L186 224V222L187 221H189L190 222V224L188 223V225L187 226H189L190 225V229H191V231L192 230H194L196 227L198 228H202V229H204V227L203 226H205V227H212L213 225H216V226H220L221 228L222 227H224V226H226V228H227V226H236L237 228L236 229H234L233 227V229L234 230H237L238 231V228L240 229V227L242 228V226L244 227L245 225H247V224H245V221H249V222H247V223H251L252 222V229L254 228V226H255V228L252 230L251 229V225L249 224V225H247V226H245L244 228L245 229H251L250 231H246L247 233H245L243 230H241L240 232H241V234H242V232H243V234H244V236H246L247 237V235H248V237L249 238H245L244 236H239V235H241V234H239L238 236H236V240L234 239V237H232L235 233L233 232V231H230L231 232V235H230V233H228L227 232V230H224V231H222L221 229V231L223 232H221L220 230H219V228L218 227H214V228H218L217 230H219L220 232H218L217 233V235H218V237H214V238H212L213 237V235L211 236V234L209 235V237L207 236V239L209 238V240L211 239L212 240V242H210L209 240H207L206 239V241L208 242H210L211 243V245H212V243H213V241H215L214 243H215V246H214V249L215 248H218V247H216V239L218 238V239H220V236H222L223 237V239H222V237H221V241L219 242V240L217 239V241H218V244H220V246L223 244H226V245H229V246H231V247H233V248H236V247H234L235 245L237 246L238 244L240 245V242L242 243L243 241H242V237H244V241H245V243H246V239L248 240V239H250L251 241H249V243H251V245L252 244H255V243H257L258 245L261 243V244H263L264 243V238L262 237V232L261 231H259V232H257V233H262L260 236H258L257 234H255L256 232H254L258 227H261V226H263L262 225V220L264 221V204H262V203H264V193H261V194H258V193H256L255 194V192H254V194H251V192L249 191V190H251L250 188H243V183H241L240 181H238L236 178H234L233 177V175L230 177H228V178H231V180H232V178H233V183H236V181H234V180H237V182H239V184H240V186L242 185V187L241 188H243V189H241V190H239L240 192H244V194L246 195V193H249L251 196V198L249 197L248 199L247 198H244L243 196L244 195H238L237 193H239V192H237V191H234V189H229V188H233V187H229V186H226L225 184H223V185H220L219 186V184L217 185L216 183H214V182H217V181H214L213 183V186H211V184H210V186L208 185V186H204L205 188H206V191H207V189H208V191H210V189H212L211 191L213 192H206L205 191V188H203V186H202V188H201V185H199V184H197V185H199V187H200V189L199 188H197V187H195V188H197V189H195L194 187L192 188V189H190L189 187H187V189H186V186H184V184H187V182H188V180H185V181H187L186 183H184L185 181L183 180L182 182H181V180L183 179V178H181V177H177L178 175L179 176H181L180 174H182L183 175V173L184 172H182V173H178V175H177V173H176V177H173L174 175H170V173H169V175H168V172H167V176H166V174H165V176H164V174ZM206 173L208 174V173H210L209 175H206ZM232 173V172H231ZM31 174V175H30ZM92 174V175H91ZM147 174V175H146ZM194 174V175H195ZM198 174H199V176H198ZM234 174V173H233ZM25 175V174H24ZM56 175V174H55ZM142 175H143V177H145L144 179H146V182H144L145 180L142 178ZM145 175V176H144ZM154 175V176H153ZM201 175V176H200ZM206 175V176H205ZM226 176H228V173H226L225 174ZM225 175L224 176H220V177H218L219 178V180H224V179H226V178H224L225 177ZM71 176H73L72 174H71ZM79 176H81V175H79ZM113 176V177H112ZM140 176H141V178H140ZM149 178H148V177ZM152 176V177H151ZM172 176V178L174 179V181L176 180V179H178V180H176L175 182L173 181V180H171L172 178H170ZM150 177L152 178L151 180H149L150 179ZM155 177V178H154ZM203 177V178H204ZM236 177V176H235ZM5 177H3V179H4ZM48 178V177H47ZM68 178V179H67ZM160 178H161V180H163V182H160ZM168 178H170V180H168L167 181V179ZM217 178V179H218ZM221 178V179H220ZM224 178V179H223ZM228 178H227V180H228ZM2 178H0V183H2V184H0V185H5L4 187V190L5 191H9L8 193L9 194H12V196L13 197H15L16 199H15V201L14 200H12V202L14 203V202H16V203H14V204H16V205H19V207H22V208H24L25 210H27V212L29 213V215H31L30 214V209L31 210H33V212L31 211V213H32V215H34V213H35V217L37 216V218H35V217H33V216H29V220H28V218H27V222L29 223V221H30V219L32 220V218H30V217H33L34 219H36V221L38 220V222H39V220H40V222L42 223V225H41V227L44 229L45 227H43V226H46V223H47V228L46 229H48V231L45 229V231H47L48 233H47V235H49L50 234V232H55V233H60L59 231H58V229L60 228V226H58V224H56L55 222H54V224H52V222H49L50 220H48V222H46V221H44L43 219H40V217H44V216H42V213L41 214H39V211L38 212H36L35 211V208L33 207V205H30L29 203L27 204V200H26V198L25 197H23L24 195H23V192L21 191V190H17V191H20V192H16L15 190L16 189H14V188H12V183L11 182H7L6 181V178L3 180ZM39 180H40V178H38ZM166 179V180H165ZM181 179V180H180ZM7 180L9 181V179L7 178ZM44 180H48V179H46V177H45V179ZM147 180H149L148 182H147ZM227 180H225V181H227ZM230 180V179H229ZM230 180V181H231ZM36 181H34V182H36ZM61 181V183H63ZM177 181H179V182H177ZM191 181L192 180H190L189 179V182H190V184H191ZM108 182V183H107ZM11 183V184H10ZM75 183V182H74ZM104 183H107L109 186H107V185H104ZM121 183V184H120ZM176 183H178V184H176ZM183 185L184 186V188H183V186H182V190L184 189V190H186L188 193L190 192V194H187L184 190L183 191H179V190H181V185ZM184 183V184H183ZM226 183V182H225ZM228 183V182H227ZM231 183V182H230ZM232 183V186L234 185ZM27 184V185H28ZM64 184V183H63ZM76 184V183H75ZM189 184V183H188ZM187 184V185H188ZM188 185V186H191V185ZM216 184V185H215ZM220 184H221V181H220ZM248 184H250L249 186L251 187V183H248ZM259 184V183H258ZM42 184H40L38 187H43V185L41 186ZM57 185V186H56ZM60 185V184H59ZM62 185V184H61ZM178 185V186H177ZM180 185V186H179ZM226 186V188H227V190L229 189L230 191L231 190H233V191H226V190H223L224 188L222 187V186ZM228 185H230V184H228ZM10 186H11V188H10ZM36 186V187H37ZM108 188H107V187ZM132 186V187H133ZM221 187V188H223V189H221L220 190V188L219 187ZM231 186V185H230ZM235 186V188H236V186H239L238 185V183L237 184H235L234 185ZM245 186L247 187V185H246V183H245ZM28 187H29V185H28ZM60 187H62V186H60ZM70 187V186H69ZM77 186H75L74 188H76ZM82 187V188H83ZM179 187V188H178ZM215 187H218V188H215ZM262 187V186H261ZM43 188V189H44ZM77 188H80V186L78 185V187ZM254 188V187H253ZM252 188V189H253ZM13 189V190H12ZM42 189V188H41ZM85 189V188H84ZM146 189V190H145ZM193 189H195V192H194V190ZM202 189V193H201V196L204 198L205 196H206V193H210V195H211V198L213 199V201H214V203H215V201H220L219 203H221V202H224V203H226V205H230V206H232L233 207V209L234 210H232V209H230L229 210V208L227 209L226 207H221L220 206V208L218 207L219 205H218V203H216V205H214V203L212 204V202H210V201H208V200H206L207 202H208V204H210V205H207V206H209V208L212 206L213 207V209H212V207L209 209L208 207H205L204 208V206H203V201L205 200H203L202 201V197L200 196V190ZM255 189V188H254ZM257 189H258V186H257ZM256 189V190H257ZM52 190V191H51ZM58 190V191H57ZM189 190H191V191H189ZM193 190V191H192ZM236 190V189H235ZM260 190H262V188L260 189ZM45 191V190H44ZM198 191H199V194H198ZM255 191V190H254ZM258 191H259V189H258ZM263 191H264V189H263ZM64 192V193H63ZM180 192V193H179ZM183 192V193H182ZM186 194H185V193ZM206 192V193H205ZM224 192V193H223ZM234 192V193H233ZM246 192V193H245ZM15 193V194H14ZM18 195H17V194ZM253 193V192H252ZM20 194V195H19ZM185 194V195H184ZM203 194H205V196H203ZM208 194H207V198L208 197H210V195L208 196ZM249 194H247V195H249ZM14 195H17V196H14ZM22 195V196H21ZM135 195V196H134ZM179 195L181 196H184V198L182 199H180L179 198ZM20 196V197H19ZM100 197V196H102L101 197V199L103 200V202L104 201H110V202H113V203H110L108 206L109 207H105V206H103V207H105V208H101L100 209V207H98V210H97V208L96 209H94V210H96V211H94V213H92V214H94V215H91L90 214V216L88 215V217L86 216V218H84L83 216H82V219H79V218H81L80 216L82 215L81 214V212H83V208L85 207V205H87V202L89 203V201H86L87 199H91V201H93V202H100V200L99 199H96V197ZM175 196H177L178 198H179V200H176V198H174ZM215 196H217L216 198H217V200H215L216 198H215ZM141 197L142 198H146V197H143L142 196V194H141ZM173 197V198H172ZM166 198H168V199H170V198H172V199H175V200H173V201H166L165 199ZM211 198H209V200H211ZM215 198V199H214ZM12 199H14V198H12ZM137 200V201H136ZM163 200H165V201H163ZM26 201V202H25ZM162 201V202H161ZM263 201V202H262ZM210 202V203H209ZM252 202H255L256 204V208H258L259 206H262L263 205V212H262V214L260 215L259 213H256V211L254 210V212L256 213H254L252 210H247L248 209V207L249 208H251V207H253L250 203H252ZM258 202H259V204H258ZM75 203V204H74ZM144 203V202H143ZM156 203V202H155ZM205 203V202H204ZM223 203V204H224ZM146 204V203H145ZM206 204V203H205ZM212 204V205H211ZM222 204V203H221ZM246 204H249V205H251V207L249 206V205H247L248 207H246V206H244V205H246ZM61 207H60V206ZM113 207H112V206ZM146 205H149V204H146ZM146 205H145V207H146ZM157 205H158V202H157ZM214 205V206H213ZM218 205V206H217ZM259 205V206H258ZM66 206V205H65ZM203 206V207H202ZM206 206V205H205ZM222 206H225V205H222ZM258 206V207H257ZM83 207V208H82ZM149 207H151V206H149ZM160 207H162V209L160 208ZM202 207V208H201ZM214 207H216V209L214 208ZM219 209H218V208ZM229 207V206H228ZM243 207H246V209L245 208H243ZM66 208H68V207H66ZM148 208V207H147ZM188 208H196V210H198V212L199 213H197V212H195V211H188V212H186L187 211V209ZM198 208V209H197ZM201 210H200V209ZM204 208V209H203ZM206 208H208V209H206ZM100 209V210H99ZM104 209V210H103ZM142 209H145L144 208V206L142 207V208H140L139 209V212L140 213H142L141 215H142V217L143 216H145L144 214H146ZM224 209H227V210H224ZM260 209V208H259ZM29 210V211H28ZM49 210H53V209H49ZM82 210V211H81ZM103 210V211H102ZM142 210V211H141ZM189 210V209H188ZM162 211V212H161ZM185 211V212H184ZM201 211V212H200ZM73 212V213H72ZM130 212V211H129ZM138 212V211H137ZM184 212V214H182V215H179V214H181V213H183ZM194 212V213H193ZM251 212H253V213H251ZM260 212V211H259ZM38 213V214H37ZM140 213H139V215H140ZM144 213V214H143ZM81 214V215H80ZM85 213H83V215H84ZM115 216H114V215ZM40 215V216H39ZM111 215V214H110ZM112 215H113V220H114V224H120L121 222V224H120V227L118 228V229H120V228H122V230L123 231H120V230H118V232H116L114 229H112L111 228V230H109L108 231V229L107 228H105L106 229V231L104 230V228H103V230L105 231V233H103V232H99V235H97V236H95L96 237V239H95V237L93 238L92 237V239H91V241L89 242V241H87L88 239H90V238H87V242H88V249H87V251H89L90 253H91V251H92V253H93V251L95 252V250H103L105 247H108V245H112L113 243V245H116L115 244V242L117 243V244H119V245H116V246H118L119 248L117 249V250H115V251H118V250H121V247H123V248H127V246H125L124 245V243L126 244V243H133L132 245L130 244V246H129V244H126V245H128V247H135V249H134V259H135V256H136V260H139L138 259V257H140V259H142V257H147V256H149V257H152V256H155V259H157L158 257H159V255H160V253H165V254H168V252H170L171 251V253H173L174 251H179V252H181V253H183L184 255H189V253H195L194 251H192L191 249V251L187 248V246L189 245V241H191L190 243L192 244V245H194L195 244V246L197 245V248H198V246L199 245H202V244H200L199 242L201 241H199V240H197L195 237L196 236H193L192 238H190L191 236H185V235H183L184 233V231H188V230H190V229H188V230H184L183 232H181L182 230L180 229V227H178V223H176L175 225H177V227L176 226H173V224H172V226L171 225H165L164 223H163V221H160L161 219H159L158 220V218H156V216H154L152 219L153 220H155L156 219V221L158 220L159 222L157 223V225L155 224L154 226H155V228H159V230H160V228H162L163 229V231H167V232H169L170 234L172 233H174L175 235H177L178 236V238L180 239V238H185V243H186V241H187V243H188V245H186V247H185V245L184 246H181V247H184V248H186V249H179L178 247H179V245H178V247H176L175 246V244H174V246L176 247V248H178V249H176L175 247H173V244L171 243H169L167 240H169L170 241V238H168V239H166V238H164V237H166V236H164L163 235V237H162V235L161 234H159L158 235V233L156 234V231L153 229V227H152V230L153 231H155V232H153L152 230H146L147 232H149V233H147V234H150V233H152V234H150V236H144V234H143V236L144 237H141L142 235H138V230L137 229H140L141 230V228L142 229H144V227H147V226H144L145 224L144 223H142V224H139V226L141 227H137L138 226V224H137V226L135 227V225H133V224H131L132 226H134V227H132L131 225L129 226V223L131 222V221H129V219H127L126 220V218L124 219V221L122 220V218H123V216L121 217V215L119 216L118 214H116L115 212H113L112 213ZM116 215H118L119 217H121L120 219L121 220H118V218H116ZM259 215V216H258ZM39 216V217H38ZM85 216V215H84ZM104 216V215H103ZM102 216V217H103ZM106 216V215H105ZM107 216L105 217L106 219H107ZM141 217V216H140ZM159 217V218H160ZM263 217V218H262ZM105 218H104V220H105ZM109 218H111V216L109 217ZM108 218V219H109ZM34 219H33V221H34ZM102 219V218H101ZM108 219H107V222H108ZM103 220V221H104ZM112 220V221H113ZM116 220H118V222H116ZM126 220V221H125ZM152 220V221H153ZM109 221H111V219H109ZM243 221V222H242ZM46 222V223H45ZM64 222V223H65ZM98 222H96V223H98ZM105 222H106V220H105ZM116 222V223H115ZM123 222H126L127 223V225H125V223L123 224ZM140 222V221H139ZM40 223V224H41ZM133 223V222H132ZM194 223H197L198 224V226H194L195 228H193V224ZM244 223V225H242ZM48 224L50 225V226H48ZM83 224V223H82ZM144 224V225H143ZM167 224V223H166ZM192 224V225H191ZM196 224V225H197ZM68 225V224H67ZM66 225V226H67ZM195 225V224H194ZM74 226V227H73ZM90 226H93V225H90ZM153 226V225H152ZM157 226V227H156ZM159 226V227H158ZM229 226V227H230ZM250 228H249V227ZM256 226H258L257 228H256ZM18 225H16V223L15 222H12L11 224H9V225H7V226H5V228H3V226H2V229L0 228V239L2 238V237H5V239H6V241H7V239L9 238V239H11V242L13 243V244H11V242H10V246H12L13 247V250H16V249H18V250H16V251H21V254L20 255H18L17 253V255H11V253L12 252H14V251H11L10 253H8L9 255H11V256H9L8 254H7V252H9V250H11V249H9L7 246V251H6V254H5V256L6 255H8L7 257H9L10 259H9V261H8V259H7V257L5 258L3 255L4 254H2V253H0L1 255H2V257L0 256V264H23L25 261H26V257H25V255H24V253H32V252H34V253H37V251H39L38 252V254L40 253V252H43L42 254H47V255H49V250H50V248L49 247H47V246H42L41 244H40V242H35L34 240L32 241V240H26L25 239V241H24V239L22 240V242H23V244L24 245H22V247L20 246H18V244H20V243H22L21 242V237H19V234H20V232L18 233V231H19V229H18ZM103 226H101V228H102ZM125 227H126V229H125ZM129 228V230H128V232H127V229ZM131 227L133 228V231H132V229H131ZM61 228H62V226H61ZM100 228V229H101ZM136 228V229H135ZM148 228V227H147ZM151 228V227H150ZM182 228V227H181ZM183 228H186V227H183ZM196 229V230H198V231H200V230H202V229ZM225 228V229H226ZM87 229V228H86ZM86 229H85V231H86ZM135 229V230H134ZM206 229V228H205ZM208 229H210V228H208ZM210 230V231H208V232H214V235H216L215 233H216V231L217 230ZM260 229V228H259ZM18 230V231H17ZM87 230H89V229H87ZM113 230V231H112ZM124 230H126L125 232H124ZM158 230V231H159ZM232 230V229H231ZM258 230V229H257ZM262 230V229H261ZM58 231V232H57ZM151 231V232H150ZM157 231V232H158ZM160 231H162V230H160ZM162 231V232H163ZM190 231V232H191ZM204 231V230H203ZM201 231V233H200V235H199V237L201 236V238H203L204 237V239H205V236L204 235H201V234H205V232H206V234L205 235H207V231ZM115 232H116V234H115ZM136 232H137V234H136ZM161 232V233H162ZM189 232V231H188ZM193 232V231H192ZM227 233V235H230L231 237H227V235H226V233ZM240 232H237V233H240ZM52 233L50 234V235H52ZM101 233H103V234H101ZM112 233V234H114L115 235V237L114 236H111L110 234ZM135 233V234H134ZM155 233V234H154ZM160 233V232H159ZM165 233V232H164ZM163 233V234H164ZM181 233H183V234H181ZM193 233H195V234H197L198 232H193ZM198 233V234H199ZM225 233V234H224ZM232 233H234V234H232ZM236 233V234H237ZM132 234L134 235V236H132ZM145 234H146V232H145ZM154 234V238L153 239H150V237L152 238V235ZM168 234V233H167ZM166 234V235H167ZM213 234V233H212ZM17 235H18V237L19 238H16L17 237ZM49 235V236H50ZM60 235H62V233H60L59 235H58V238L59 237H61ZM138 235V236H137ZM156 235V236H155ZM158 235V236H157ZM169 235V234H168ZM21 236V235H20ZM135 236H137L136 238H135ZM140 236V237H139ZM198 236V235H197ZM203 236V237H202ZM211 236V237H210ZM226 236V237H225ZM15 239H14V238ZM132 237V238H131ZM139 237V238H138ZM149 237V238H148ZM189 237V238H188ZM97 238H100L99 240L97 239ZM186 238H187V240H186ZM196 240H195V239ZM233 238V239H232ZM18 239H20V240H18ZM133 239H134V241H133ZM188 239H189V241H188ZM190 239H194V240H190ZM238 239V240H237ZM3 241H4V238L2 239ZM61 240V239H60ZM182 240V239H181ZM3 241H0V242H3ZM20 241V242H19ZM63 241V240H62ZM61 241V244L62 243H65V242H62ZM119 241H122L121 243L119 242ZM248 241H247V243L245 244V245H249V243H248ZM182 242V241H181ZM258 242H260V243H258ZM38 243V244H37ZM42 243V242H41ZM45 243V242H44ZM83 243L85 244V240H83ZM213 243V244H214ZM43 244V243H42ZM45 244H47V243H45ZM122 244H123V246H122ZM190 244V245H191ZM217 244V246H219ZM243 244V243H242ZM257 244H255V246L257 245ZM66 245H67V242H66ZM172 245V246H171ZM233 245V246H232ZM250 245V246H251ZM18 246V247H17ZM65 246V245H64ZM85 246V245H84ZM87 246V245H86ZM85 246V248H87ZM116 246H115V248H116ZM213 246V245H212ZM229 246H227V247H229ZM240 246H243V248L245 249V246L244 245H240ZM261 246V249H262V245H260ZM15 247V248H14ZM47 247V248H46ZM67 247V246H66ZM201 247H203V246H201ZM49 248V249H48ZM82 248H84L83 246H82ZM84 248V249H85ZM109 248V247H108ZM107 248V249H108ZM114 248V249H115ZM206 248V247H205ZM213 248V247H212ZM221 248V247H220ZM232 248V249H233ZM238 248H241V247H239L238 246ZM237 248V249H238ZM106 249V248H105ZM106 249V250H107ZM196 249V248H195ZM214 249H212L211 251V253H214ZM228 249H231V248H228ZM67 250H69V247H67ZM86 250V249H85ZM100 250V251H101ZM137 250V251H136ZM199 250H201L200 249V246H199ZM205 250V249H204ZM221 250V249H220ZM224 250V249H223ZM52 251V250H51ZM70 251V253H71V249L69 250ZM73 251H75L74 253H76V255L77 256H79L78 257V259L79 258H88V256H86V255H84L83 254V256H86V257H82V254H81V257H80V254L78 255V253L76 252V250H73ZM72 251V252H73ZM104 251V250H103ZM205 251H207V250H205ZM216 251V250H215ZM225 251H227V250H225ZM223 252V254L221 255V256H223L224 255V253L226 254L227 252ZM237 251V250H236ZM238 251H239V249H238ZM241 251V253L243 252V249L242 250H240ZM248 251V250H247ZM264 251V250H263ZM23 252V253H22ZM68 252V251H67ZM81 252V251H80ZM105 252V251H104ZM197 252H199V251H197ZM201 252V257H202V259L204 260V264H210L211 263V260H210V262H208V257L206 256V255H204V253L205 252H203V250L202 251H200ZM230 252V251H229ZM234 252H235V250H234ZM245 252V251H244ZM255 253L257 252V251H254ZM259 252H261V251H259ZM15 253V252H14ZM53 253V254H52ZM50 252V255H51V258H52V260L55 258V260H53V263H55V264H69V260L67 261V262H65V261H63L62 260V256L60 257L59 255H57L56 254V256H58V257H60L61 258V260H60V262L58 261V259H57V257L55 256H53V255H55V253L54 252ZM69 253V252H68ZM74 253H72L73 254V256L75 255ZM108 253V252H107ZM122 253V252H121ZM120 253V254H121ZM174 253H176V252H174ZM231 253H232V251H231ZM236 253V252H235ZM234 253V254H235ZM251 253V252H250ZM249 253V254H250ZM253 253V252H252ZM13 254V253H12ZM102 253H100L99 255H101ZM118 254V253H117ZM119 254V255H120ZM146 254H148V255H146ZM162 254V255H163ZM220 254V253H219ZM230 254V253H229ZM233 254V255H234ZM237 254V253H236ZM40 255V254H39ZM38 255V256H39ZM44 255H43V257H44ZM50 255L49 256H47V258L48 257H50ZM70 256H71V254H69ZM90 255V254H89ZM124 255V254H123ZM146 255V256H145ZM158 255V256H157ZM192 255V254H191ZM211 255V254H210ZM227 255V254H226ZM69 256V257H70ZM98 256V255H97ZM105 256V255H104ZM122 256V255H121ZM125 256V255H124ZM128 256V255H127ZM127 256H125L124 258H126ZM40 257H42L41 255H40ZM42 257V258H43ZM46 257V256H45ZM74 257H76V256H74ZM129 257V259H131V261H132V263H134L135 261H133V259H132V257L133 256H128ZM131 257V258H130ZM149 257H147V258H149ZM211 257V256H210ZM51 258H50V260H51ZM98 258H99V256H98ZM152 258H154V257H152ZM151 258V259H152ZM253 258V257H252ZM7 261H6V260ZM23 259H24V262H23ZM29 259V258H28ZM32 259V261L33 260H36V259H34L33 257H31L30 256V260ZM49 259V258H48ZM65 259H67V258H65ZM84 259H83V261L82 260H80L81 262H85L84 264H93L94 263V260H93V262H90V261H88L87 262V260L89 259H87L86 261H84ZM75 260H77V259H75ZM90 260V259H89ZM128 260V259H127ZM152 260H154V259H152ZM202 260V261H203ZM263 260V259H262ZM6 263H5V262ZM37 261V260H36ZM46 261V260H45ZM44 261V262H45ZM79 261V260H78ZM92 261V260H91ZM120 261V260H119ZM123 260H121V263L119 262V264H127L125 261V263L124 262H122ZM130 261V262H131ZM140 261V260H139ZM138 261V263H136L135 262V264H140L141 262H145V263H143V264H146V261H141V262H139ZM162 261V260H161ZM231 261V260H230ZM233 261V260H232ZM238 261V260H237ZM236 261V262H237ZM244 261V260H243ZM243 261L241 262V264L243 263ZM248 261V260H247ZM255 260H253V262H254ZM34 262V261H33ZM43 262V263H44ZM48 263L47 264H50L51 263V261L49 262V261H47ZM118 262V261H117ZM129 262V263H130ZM235 262V261H234ZM252 262V263H253ZM80 263V262H79ZM149 263V262H148ZM152 264H158V263H160L159 262V260H158V263H157V261H152L151 262ZM150 263V264H151ZM244 263L245 264H247L248 262H245L244 261ZM263 264V261L261 262V261H258V264ZM44 264H46V262L44 263ZM52 264V263H51ZM71 264V263H70ZM73 264V263H72ZM131 264V263H130ZM227 264V263H226ZM236 264H238V263H236ZM249 264H250V262H249ZM255 264H257V261H256V263Z\"/></svg>",
    "mask_w": 264,
    "mask_h": 264
}]
</instances>
